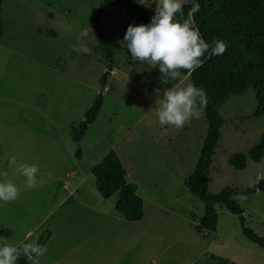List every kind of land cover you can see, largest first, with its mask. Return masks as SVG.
<instances>
[{
    "label": "rangeland",
    "instance_id": "obj_1",
    "mask_svg": "<svg viewBox=\"0 0 264 264\" xmlns=\"http://www.w3.org/2000/svg\"><path fill=\"white\" fill-rule=\"evenodd\" d=\"M103 1H3L0 182L12 181L19 195L0 202V246L20 248L44 229L45 238L54 233L49 249L71 244L74 264H216L220 258L264 264V250L243 235L239 218L224 206H215V232L197 228L205 203L188 190L185 180L198 162L207 120L201 112L176 129L161 126L156 115L163 90L193 84L191 77L180 73L177 80L161 84L158 66L132 61L120 44L130 19L113 12L104 21L115 46L110 72L99 33L90 26L93 11ZM182 4L184 15L176 18L193 24L192 0ZM150 9L155 13V4ZM84 29L86 37L81 35ZM79 43L91 47V54L73 51ZM207 57L205 53L200 59ZM98 98L103 99L98 119L75 143L73 130ZM256 110L252 87L219 108L223 124L208 173L211 193L243 190L264 179V158H251L264 135V117H252ZM111 151L144 200V218L138 222L116 212L118 195L104 199L96 186L91 170ZM237 154L247 158L243 170L231 165ZM10 157L16 158L11 166ZM21 164L37 166L35 186H26L17 171ZM241 205L246 226L264 237V193ZM70 225L71 243L62 241ZM99 230L105 231L99 235ZM30 231L32 237L25 238Z\"/></svg>",
    "mask_w": 264,
    "mask_h": 264
},
{
    "label": "trees",
    "instance_id": "obj_2",
    "mask_svg": "<svg viewBox=\"0 0 264 264\" xmlns=\"http://www.w3.org/2000/svg\"><path fill=\"white\" fill-rule=\"evenodd\" d=\"M3 1L0 0V40L4 32L2 16ZM199 10L192 13V20L202 38L211 46L213 41L221 40L226 44L222 55L207 57L201 66L189 72L179 69V73L190 75L193 85L202 88L207 94V105L203 113L207 120V134L193 173L185 180L188 190L205 203V215L197 228L208 233L215 232L218 213L215 206H224L239 218L243 235L264 250V237L246 226L242 201L249 200L258 192L264 193V179L256 185L235 190L227 188L214 194L209 191L208 173L212 165L215 147L221 139L223 119L219 108L234 94H240L247 88L255 90L257 110L252 117H264V0H197ZM123 14L131 23L147 24L154 11L138 5L134 0H104L91 16L90 26L99 33V40L111 72L114 67V41L105 33L104 21L108 13ZM109 72V73H110ZM108 73L106 74V76ZM103 107V99H96L87 110L85 119L73 130L72 139L79 143L86 134L88 126L94 123ZM76 157L81 159V151ZM251 158L260 162L264 158V135L259 144L251 150ZM231 165L243 170L247 158L243 154L235 155ZM96 186L102 198L109 199L118 195L116 212L129 222H138L144 217V200L138 193V185L129 182L125 169L114 151L91 170ZM240 194L245 199H234ZM45 232L38 244L43 246L49 238ZM17 261L21 264H33L21 255ZM216 264H239L225 258Z\"/></svg>",
    "mask_w": 264,
    "mask_h": 264
},
{
    "label": "clouds",
    "instance_id": "obj_3",
    "mask_svg": "<svg viewBox=\"0 0 264 264\" xmlns=\"http://www.w3.org/2000/svg\"><path fill=\"white\" fill-rule=\"evenodd\" d=\"M138 5L151 8L155 4V13L147 24L130 23L120 41L122 47L127 49L132 61L147 62L158 66L162 74L161 84L169 80L175 81L180 76L179 69L189 72L201 66V59L205 53L208 56L222 55L226 44L221 40L213 41L210 45L201 36L199 30L189 20H178L177 14L182 18V0H135ZM192 12L199 10L197 0H192ZM88 30H82V36H88ZM73 51L82 54H91L92 48L85 43L73 45ZM158 122L161 126L169 125L176 129L182 128L193 117L198 118L207 105L205 90L191 83L185 87L163 90L162 98L157 102ZM15 157L9 158V165L15 163ZM17 171L25 177L26 186L31 188L37 183L38 168L35 164H21ZM19 189L12 181L0 182V202H11L18 198ZM234 199H245L240 194H235ZM46 249L35 243H24L20 248L8 244L0 246V264H15L23 255L36 264L34 257L42 256Z\"/></svg>",
    "mask_w": 264,
    "mask_h": 264
},
{
    "label": "crops",
    "instance_id": "obj_4",
    "mask_svg": "<svg viewBox=\"0 0 264 264\" xmlns=\"http://www.w3.org/2000/svg\"><path fill=\"white\" fill-rule=\"evenodd\" d=\"M75 189L71 188V196L75 195L74 192ZM66 191V190H65ZM145 204V203H144ZM98 213L101 217H105V215L101 212H96ZM119 214V213H118ZM144 218V217H143ZM68 221H71V216L70 218H67ZM105 230H99L98 234H102V232H104ZM46 231H44L42 233H37V237L35 238L34 242L38 244L41 236L45 233ZM32 232H28L25 235V238H30L32 237ZM30 236V237H29ZM53 236L54 233H49L48 236L46 238H49L46 243L43 245V247L46 249L45 253L42 256L39 257H34V260H36L37 264H74L72 259H71V255L73 256L74 252L71 254V247L69 244H62L63 246V250L60 249V247H56V249L54 248H50L49 249V245L51 243V241L53 240ZM67 240L68 242L71 243V225L69 226V230L65 233L64 237H62V241ZM32 243V242H31ZM70 247V248H69ZM49 249V250H47ZM54 249V250H53ZM69 254V258H67L66 256ZM68 259V260H67ZM75 260V259H74ZM17 261V260H16ZM31 261V260H30ZM18 262V261H17ZM16 262V263H17Z\"/></svg>",
    "mask_w": 264,
    "mask_h": 264
}]
</instances>
